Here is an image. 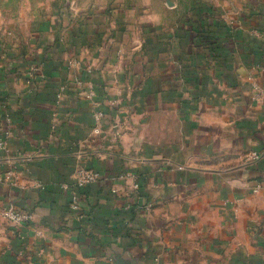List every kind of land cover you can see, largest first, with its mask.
Listing matches in <instances>:
<instances>
[{"label": "crops", "instance_id": "1", "mask_svg": "<svg viewBox=\"0 0 264 264\" xmlns=\"http://www.w3.org/2000/svg\"><path fill=\"white\" fill-rule=\"evenodd\" d=\"M176 1L0 23V264H264V0Z\"/></svg>", "mask_w": 264, "mask_h": 264}, {"label": "rangeland", "instance_id": "2", "mask_svg": "<svg viewBox=\"0 0 264 264\" xmlns=\"http://www.w3.org/2000/svg\"><path fill=\"white\" fill-rule=\"evenodd\" d=\"M186 1V0H185ZM164 4L172 7L176 0H0V23L3 27L22 26L31 21H42L50 11L97 12L100 6L112 11L115 6L125 3ZM182 2V0H181ZM11 28V29H12Z\"/></svg>", "mask_w": 264, "mask_h": 264}, {"label": "built area", "instance_id": "3", "mask_svg": "<svg viewBox=\"0 0 264 264\" xmlns=\"http://www.w3.org/2000/svg\"><path fill=\"white\" fill-rule=\"evenodd\" d=\"M260 159V155L258 154H253L251 157L252 161H257ZM97 180V174L92 173V174H86L83 179L82 183H93ZM77 208V203L73 201L71 203V209H76ZM2 219L5 221H8L12 224L15 225H23L27 224L28 222L31 221L32 217L29 213L24 212V211H17L13 209H6L2 212Z\"/></svg>", "mask_w": 264, "mask_h": 264}]
</instances>
